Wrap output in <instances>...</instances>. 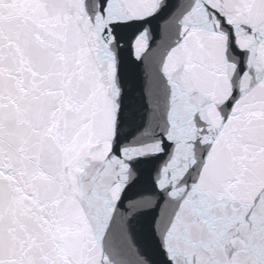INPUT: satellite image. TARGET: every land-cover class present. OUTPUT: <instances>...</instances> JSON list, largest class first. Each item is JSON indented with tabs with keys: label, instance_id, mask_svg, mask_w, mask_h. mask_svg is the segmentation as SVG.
<instances>
[{
	"label": "snow or ice",
	"instance_id": "6c2138e0",
	"mask_svg": "<svg viewBox=\"0 0 264 264\" xmlns=\"http://www.w3.org/2000/svg\"><path fill=\"white\" fill-rule=\"evenodd\" d=\"M0 264H264V0H0Z\"/></svg>",
	"mask_w": 264,
	"mask_h": 264
}]
</instances>
